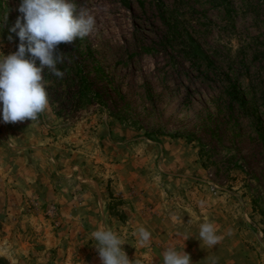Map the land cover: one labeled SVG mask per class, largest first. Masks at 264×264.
Returning a JSON list of instances; mask_svg holds the SVG:
<instances>
[{"label": "rangeland", "instance_id": "374dc122", "mask_svg": "<svg viewBox=\"0 0 264 264\" xmlns=\"http://www.w3.org/2000/svg\"><path fill=\"white\" fill-rule=\"evenodd\" d=\"M19 2L0 0L5 57ZM68 2L92 32L58 45L37 120L0 121V264H100L101 227L133 264H264V0Z\"/></svg>", "mask_w": 264, "mask_h": 264}, {"label": "clouds", "instance_id": "9594fccd", "mask_svg": "<svg viewBox=\"0 0 264 264\" xmlns=\"http://www.w3.org/2000/svg\"><path fill=\"white\" fill-rule=\"evenodd\" d=\"M17 11L21 15L9 29L20 41L17 51L6 57L0 54V121L5 124L35 121L49 107L44 70L62 78L56 65L63 62L64 53L58 45L85 38L95 24L91 15H77L76 5L68 0H20ZM136 235L140 247L149 244L151 233L144 227L138 228ZM91 237L100 264H133L122 248L124 241L110 228L101 227ZM199 238L208 247H215L221 240L211 222L200 224ZM162 256L163 264H192L184 249L178 252L169 247Z\"/></svg>", "mask_w": 264, "mask_h": 264}]
</instances>
